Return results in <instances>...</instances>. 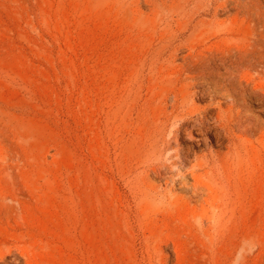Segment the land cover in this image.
<instances>
[{
  "label": "rangeland",
  "instance_id": "1",
  "mask_svg": "<svg viewBox=\"0 0 264 264\" xmlns=\"http://www.w3.org/2000/svg\"><path fill=\"white\" fill-rule=\"evenodd\" d=\"M0 264H264V0H0Z\"/></svg>",
  "mask_w": 264,
  "mask_h": 264
},
{
  "label": "bare ground",
  "instance_id": "2",
  "mask_svg": "<svg viewBox=\"0 0 264 264\" xmlns=\"http://www.w3.org/2000/svg\"><path fill=\"white\" fill-rule=\"evenodd\" d=\"M18 257V256H17ZM16 258V257H15Z\"/></svg>",
  "mask_w": 264,
  "mask_h": 264
}]
</instances>
